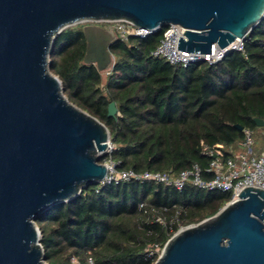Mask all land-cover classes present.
Returning <instances> with one entry per match:
<instances>
[{
    "label": "water",
    "instance_id": "water-1",
    "mask_svg": "<svg viewBox=\"0 0 264 264\" xmlns=\"http://www.w3.org/2000/svg\"><path fill=\"white\" fill-rule=\"evenodd\" d=\"M263 14L264 0H0V264H48L36 219L107 174L108 127L70 101L49 68L63 29L88 22L84 62L106 71L117 36L99 22L180 24L178 48L209 53L244 38ZM117 113L110 102L108 115ZM239 197L171 236L154 264H264V190Z\"/></svg>",
    "mask_w": 264,
    "mask_h": 264
},
{
    "label": "trees",
    "instance_id": "trees-1",
    "mask_svg": "<svg viewBox=\"0 0 264 264\" xmlns=\"http://www.w3.org/2000/svg\"><path fill=\"white\" fill-rule=\"evenodd\" d=\"M86 23L58 34L50 70L70 101L108 127L114 149L101 162L111 157L117 169L136 172L178 174L195 164L204 170L212 156L202 153V142L236 145L244 136L237 125L264 126L256 121L264 120V19L249 31L245 53L231 51L216 63L183 66L154 56L169 25L145 37L117 35L105 80L96 64L84 62ZM112 101L115 116L108 115ZM231 198L191 183L178 190L153 181L100 182L36 222L48 264H154L178 222H200Z\"/></svg>",
    "mask_w": 264,
    "mask_h": 264
},
{
    "label": "built area",
    "instance_id": "built-area-1",
    "mask_svg": "<svg viewBox=\"0 0 264 264\" xmlns=\"http://www.w3.org/2000/svg\"><path fill=\"white\" fill-rule=\"evenodd\" d=\"M262 19H264V14ZM104 22L107 23V28L115 32L116 36L119 35L122 38H127L129 35L145 37L154 32L125 19ZM185 31L186 28L180 24H170L152 54L172 64L188 66L201 61L216 63L229 52L235 50L245 53L244 42L248 34L244 38H237L224 48L213 45L209 53L188 52L179 49V37H185ZM243 132V138L236 145L215 144L211 146L202 142V153L212 156L204 170L198 164L178 174L171 171L147 170L136 172L132 169L119 170L117 169V163L110 157L103 162L107 166V174L101 183H119L128 180L153 181L175 187L178 190L184 189L188 183H191L205 190L230 192L232 194L230 201H235L240 198L241 191L246 187H256L264 190V138L262 142H259L256 138V130L251 127L243 128ZM113 149L114 145L110 138L103 154L111 153ZM204 173H210L212 177L205 179ZM160 221L162 220L160 219ZM178 224V230L171 236L188 226L182 222H178ZM172 228L170 226L171 230ZM157 250L159 249L157 248ZM90 263L94 264L92 260H90Z\"/></svg>",
    "mask_w": 264,
    "mask_h": 264
},
{
    "label": "rangeland",
    "instance_id": "rangeland-1",
    "mask_svg": "<svg viewBox=\"0 0 264 264\" xmlns=\"http://www.w3.org/2000/svg\"><path fill=\"white\" fill-rule=\"evenodd\" d=\"M81 23H85V22H81ZM106 27V26H105ZM53 58V54H52V52L49 54V60H51ZM114 60H115V58L113 59V63H114ZM113 65V64H112ZM111 65V66H112ZM49 68H50V62H49ZM52 71V70H51ZM107 71L108 70H106V71H103V77H104V80L106 79V76H107ZM53 72V71H52ZM54 73V72H53ZM57 75V74H56ZM256 135H257V140L259 141V142H262V140H263V138H264V126L262 127V128H258V129H256ZM202 221V220H201ZM196 223H198V222H196Z\"/></svg>",
    "mask_w": 264,
    "mask_h": 264
}]
</instances>
